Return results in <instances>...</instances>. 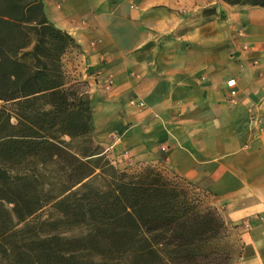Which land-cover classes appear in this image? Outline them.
Listing matches in <instances>:
<instances>
[{
  "label": "crops",
  "instance_id": "0c3cea01",
  "mask_svg": "<svg viewBox=\"0 0 264 264\" xmlns=\"http://www.w3.org/2000/svg\"><path fill=\"white\" fill-rule=\"evenodd\" d=\"M43 2L78 45L64 61L88 84L103 154L200 185L240 245L236 264H264V6L214 1L207 19L200 0Z\"/></svg>",
  "mask_w": 264,
  "mask_h": 264
},
{
  "label": "trees",
  "instance_id": "16d2710c",
  "mask_svg": "<svg viewBox=\"0 0 264 264\" xmlns=\"http://www.w3.org/2000/svg\"><path fill=\"white\" fill-rule=\"evenodd\" d=\"M72 48L74 38L49 20L43 0H0V194H36L39 166L54 164L60 194H70L54 208L91 226L86 237L47 232L13 247L11 264H229L231 228L210 194L158 167L129 173L104 161L92 140L88 84L71 81L63 65ZM76 138L83 145L75 147ZM98 169L104 185L73 190ZM0 199L14 203L19 220L32 214L19 196ZM88 250L95 254L84 256Z\"/></svg>",
  "mask_w": 264,
  "mask_h": 264
},
{
  "label": "rangeland",
  "instance_id": "374dc122",
  "mask_svg": "<svg viewBox=\"0 0 264 264\" xmlns=\"http://www.w3.org/2000/svg\"><path fill=\"white\" fill-rule=\"evenodd\" d=\"M203 4L206 5L205 9L202 10L203 14L207 16V19L212 18L214 11L217 10L216 2L220 0H200ZM228 4H241V5H252L255 2H264V0H221ZM218 13V12H217ZM218 15H223L221 12ZM66 57H63V65L65 71L68 73L69 79L76 80L81 77L78 76V73H75L72 70V67L68 65L67 60L64 61ZM84 89L89 91V87L86 86ZM7 107L12 109V105L8 104ZM92 140L94 147L98 148V151H102L101 145L94 139V132L92 131ZM66 140L70 138L66 136ZM84 140L82 138H76L73 142V145L76 147L83 145ZM161 151L165 153L167 148ZM105 160L110 161V163L119 171H127L129 173H138L147 167H157L158 164L146 163L141 160H136L135 157L131 156L129 151H125L122 155V162L117 164L113 163L114 158L107 157L106 154L103 155ZM123 163V164H121ZM163 171L167 173L166 167L162 168ZM106 171L105 177H108L107 172H109V167H105ZM42 177L38 178L36 183L38 186V191L36 194H0V196H8L10 198L21 197L23 200L27 201L25 204H30L32 208V214H29L28 211L24 214V219L19 220L15 213V205L13 202L0 199V264H11L10 253L13 247H23L25 245H30L34 240L39 238H44L47 232L51 234L60 235L66 238H82L86 237L91 230V226L78 222L75 217H63L53 206V204L60 198L68 196L70 194H60L61 190L65 187L60 184L56 177V166L54 164H47L45 166H39L38 170ZM99 173H102L100 169L97 170V174L93 177L87 179L84 185H79L73 190H85L87 186H98L101 187L104 185V180L99 176ZM175 181H179L180 178L177 176H172ZM199 187H197V186ZM191 188L192 192L196 194H205L206 192L200 185L196 184ZM201 188V189H199ZM22 205V202L19 205ZM22 209V208H21ZM27 210V209H25ZM25 212V211H24ZM28 214V215H27ZM90 242V241H88ZM87 242V243H88ZM230 244L233 248L232 260L229 264H236L239 259L240 245L236 242L235 238L231 236L229 239ZM86 243V244H87ZM95 254L92 251H84V256H91ZM96 256V255H94ZM110 256V255H108ZM100 258V257H96Z\"/></svg>",
  "mask_w": 264,
  "mask_h": 264
},
{
  "label": "built area",
  "instance_id": "2783aa9c",
  "mask_svg": "<svg viewBox=\"0 0 264 264\" xmlns=\"http://www.w3.org/2000/svg\"><path fill=\"white\" fill-rule=\"evenodd\" d=\"M226 86L228 89L229 103L232 106L239 105L241 103L242 99H241V95H240V90L238 88L237 79L235 77L229 78L226 81ZM111 87H112V82L108 81L107 88L109 89ZM263 91H264V89H263ZM131 103L134 105H137L140 108H142L144 106V102L142 100L133 99L131 101ZM165 149H166V147H163V150H165Z\"/></svg>",
  "mask_w": 264,
  "mask_h": 264
}]
</instances>
